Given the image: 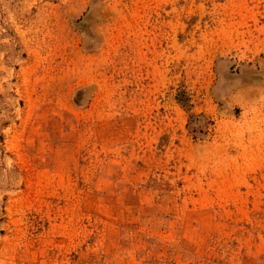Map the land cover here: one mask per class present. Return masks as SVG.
<instances>
[{"label": "rangeland", "instance_id": "374dc122", "mask_svg": "<svg viewBox=\"0 0 264 264\" xmlns=\"http://www.w3.org/2000/svg\"><path fill=\"white\" fill-rule=\"evenodd\" d=\"M0 264H264V0H0Z\"/></svg>", "mask_w": 264, "mask_h": 264}]
</instances>
